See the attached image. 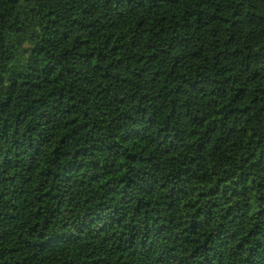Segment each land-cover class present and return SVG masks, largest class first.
<instances>
[{
	"label": "trees",
	"instance_id": "trees-1",
	"mask_svg": "<svg viewBox=\"0 0 264 264\" xmlns=\"http://www.w3.org/2000/svg\"><path fill=\"white\" fill-rule=\"evenodd\" d=\"M0 264H264V0H0Z\"/></svg>",
	"mask_w": 264,
	"mask_h": 264
}]
</instances>
